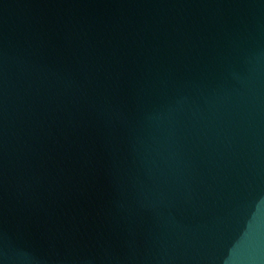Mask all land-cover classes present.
<instances>
[{"label": "water", "instance_id": "95a60500", "mask_svg": "<svg viewBox=\"0 0 264 264\" xmlns=\"http://www.w3.org/2000/svg\"><path fill=\"white\" fill-rule=\"evenodd\" d=\"M0 264H264V0H0Z\"/></svg>", "mask_w": 264, "mask_h": 264}]
</instances>
